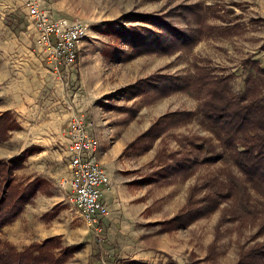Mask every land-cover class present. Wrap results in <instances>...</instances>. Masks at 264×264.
Instances as JSON below:
<instances>
[{
    "label": "rangeland",
    "instance_id": "obj_1",
    "mask_svg": "<svg viewBox=\"0 0 264 264\" xmlns=\"http://www.w3.org/2000/svg\"><path fill=\"white\" fill-rule=\"evenodd\" d=\"M39 1L86 25L72 67L84 90L78 107L93 120L101 151L119 146L109 153L114 192L105 235L92 231L93 253L79 255L84 241L57 235L59 246L81 244L64 264H102V257L109 264H264V193L246 181L202 113L209 94L198 84L209 73L237 95L264 96V0ZM6 4L11 12L0 23L16 38L31 24L26 0H0ZM3 116L2 141L17 127L13 114Z\"/></svg>",
    "mask_w": 264,
    "mask_h": 264
},
{
    "label": "crops",
    "instance_id": "obj_2",
    "mask_svg": "<svg viewBox=\"0 0 264 264\" xmlns=\"http://www.w3.org/2000/svg\"><path fill=\"white\" fill-rule=\"evenodd\" d=\"M6 5L0 6V14L11 12V6ZM0 26V30H7L0 38V113L13 114L17 123L15 129L8 131V138L0 140V158L8 159L28 150L24 165L15 174L28 181L40 179L37 193L17 218L2 227L0 234L18 249L60 235L69 244L84 241L77 255L89 248L92 254L93 243L88 240L91 225L58 184L69 176L66 128L71 115L82 109L78 104L85 100L84 90L78 89V76L72 67L57 69L42 57L34 43L32 24L22 28L16 38L9 24L1 22ZM84 40L79 55L86 45ZM95 135L100 140L97 157L111 177L114 168L109 153H117L119 146L101 151V139L96 132ZM113 192L111 177V184L104 191L109 204ZM110 217L111 214L101 220L103 236ZM71 263L79 264L78 260Z\"/></svg>",
    "mask_w": 264,
    "mask_h": 264
},
{
    "label": "trees",
    "instance_id": "obj_3",
    "mask_svg": "<svg viewBox=\"0 0 264 264\" xmlns=\"http://www.w3.org/2000/svg\"><path fill=\"white\" fill-rule=\"evenodd\" d=\"M202 76L203 81L198 84L206 86L209 94L205 103L201 104L202 113L208 117L246 181L258 192L264 193V96L255 93L254 89L237 95L226 84V79L209 76V73ZM246 98H249L248 101ZM4 117L0 118V126H7L8 117ZM224 153L225 150L221 155ZM27 154L28 150H25L15 157L0 158V230L17 218L40 185L39 178L24 184L15 182V169L24 165ZM215 157L218 156L207 158ZM232 181L242 185L236 178ZM80 247L81 244L59 246L58 238L50 236L18 249L0 238V264H64Z\"/></svg>",
    "mask_w": 264,
    "mask_h": 264
},
{
    "label": "built area",
    "instance_id": "obj_4",
    "mask_svg": "<svg viewBox=\"0 0 264 264\" xmlns=\"http://www.w3.org/2000/svg\"><path fill=\"white\" fill-rule=\"evenodd\" d=\"M26 8L35 29L34 43L42 57L57 69L76 65L80 44L87 35L86 25L66 16H54L39 0H26ZM93 125V120L82 111L74 112L69 118L66 132L70 172L59 184L99 236L103 229L101 220L111 211L104 197L111 177L97 157L100 140L92 132ZM101 263L109 264L105 257Z\"/></svg>",
    "mask_w": 264,
    "mask_h": 264
}]
</instances>
